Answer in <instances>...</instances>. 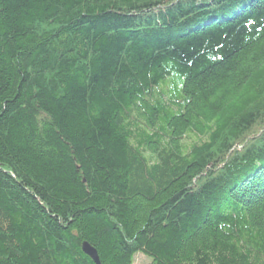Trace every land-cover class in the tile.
I'll use <instances>...</instances> for the list:
<instances>
[{"label": "trees", "instance_id": "16d2710c", "mask_svg": "<svg viewBox=\"0 0 264 264\" xmlns=\"http://www.w3.org/2000/svg\"><path fill=\"white\" fill-rule=\"evenodd\" d=\"M264 264V0H0V264Z\"/></svg>", "mask_w": 264, "mask_h": 264}, {"label": "water", "instance_id": "95a60500", "mask_svg": "<svg viewBox=\"0 0 264 264\" xmlns=\"http://www.w3.org/2000/svg\"><path fill=\"white\" fill-rule=\"evenodd\" d=\"M82 250L95 264H101L97 250L92 247L89 243L85 242L82 245Z\"/></svg>", "mask_w": 264, "mask_h": 264}, {"label": "rangeland", "instance_id": "374dc122", "mask_svg": "<svg viewBox=\"0 0 264 264\" xmlns=\"http://www.w3.org/2000/svg\"><path fill=\"white\" fill-rule=\"evenodd\" d=\"M150 260L143 256L142 254H137L135 256V264H149Z\"/></svg>", "mask_w": 264, "mask_h": 264}]
</instances>
